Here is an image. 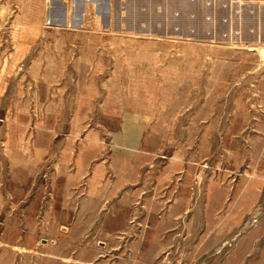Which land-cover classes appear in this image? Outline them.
Returning a JSON list of instances; mask_svg holds the SVG:
<instances>
[{"label":"rangeland","instance_id":"obj_1","mask_svg":"<svg viewBox=\"0 0 264 264\" xmlns=\"http://www.w3.org/2000/svg\"><path fill=\"white\" fill-rule=\"evenodd\" d=\"M138 3L0 0V192L35 157L25 192L115 210L113 232L77 235L115 264H264V0H161L157 20ZM27 24L66 35L62 57L43 39L11 56Z\"/></svg>","mask_w":264,"mask_h":264},{"label":"crops","instance_id":"obj_2","mask_svg":"<svg viewBox=\"0 0 264 264\" xmlns=\"http://www.w3.org/2000/svg\"><path fill=\"white\" fill-rule=\"evenodd\" d=\"M171 1L172 3H185L195 0ZM124 5L123 9L126 14L129 10H133L127 2ZM159 5H161V0H139L138 6L140 8H135L140 9L141 15L146 20L148 17L149 20H157L162 16L159 12ZM241 7L239 8L251 10L254 14L259 15L260 10L256 7L253 8L248 5ZM98 8V13H100L102 6ZM174 15L179 16V13L175 12ZM109 25L116 26V23L111 24L110 18ZM24 26L26 28L22 30L23 32L17 35V45L12 49L14 52H11V56L33 57L34 51L37 50L36 42L43 39L44 41L60 43V49L55 47L57 51L54 50L53 56L62 57L61 42L66 39V35L47 33L40 36L33 33L36 30L34 24ZM140 30L146 31L145 34H148L147 31H149L148 35L155 37L165 35L156 25L148 30L147 28ZM13 38L14 43H16V35ZM34 68L35 65H31V70L26 72L35 73ZM10 114L13 116V123L33 121L36 115L18 109ZM43 114L45 117L41 120H50L51 115H58L57 110L45 111ZM62 116L63 114L60 112L57 119L60 120ZM40 152L42 153L37 149L36 154L39 155ZM34 158L28 157L22 165H19V167L29 171L27 179L14 182V188L19 184V192H0V264H115L114 259L111 258V253L108 252L110 250L109 244L106 247L108 251H105L106 243L105 245L98 243L95 245L90 241H82L77 236L85 233L109 234L113 232L115 210H103L99 205H88L91 202L102 201L104 197L101 195L68 196L62 193L25 192L26 185L36 183L33 174L38 163L34 161ZM76 201L81 204L77 207L69 205V202ZM69 214L72 215L69 216ZM110 219L113 223L111 227ZM101 242L104 243V241Z\"/></svg>","mask_w":264,"mask_h":264},{"label":"bare ground","instance_id":"obj_3","mask_svg":"<svg viewBox=\"0 0 264 264\" xmlns=\"http://www.w3.org/2000/svg\"><path fill=\"white\" fill-rule=\"evenodd\" d=\"M242 8V7H241Z\"/></svg>","mask_w":264,"mask_h":264}]
</instances>
